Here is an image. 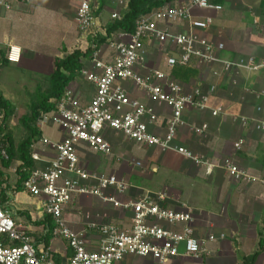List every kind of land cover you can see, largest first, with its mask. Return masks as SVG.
Returning <instances> with one entry per match:
<instances>
[{
	"label": "crops",
	"instance_id": "crops-1",
	"mask_svg": "<svg viewBox=\"0 0 264 264\" xmlns=\"http://www.w3.org/2000/svg\"><path fill=\"white\" fill-rule=\"evenodd\" d=\"M7 1L11 4L10 10L0 7L2 63L12 64L23 71L50 75L54 70L55 58L68 55L76 49L83 51L84 44L92 42L93 36L85 38L79 31L76 21L77 3L74 0ZM189 1L173 0L169 3L184 4ZM215 1L223 6L221 11H199L196 14L212 17L213 23L201 33L217 44L224 45L220 58L229 62L249 57L264 59V0ZM100 2L96 0L94 5V31H99L98 37H105L112 14L123 10L126 4L117 7L113 0H106L100 10ZM188 28L187 23L175 25L173 31H186ZM129 37L130 33L119 29L110 39ZM146 44L150 68L170 73L186 90L201 85L204 92L208 93L214 88L207 110L199 112L191 108L184 113L187 124L179 129L175 140V145L187 148L212 165L211 170H207V164L196 163L192 158H186L173 150L140 146L115 132L107 135L113 147L112 155L106 156L81 145V164L89 172L114 174L124 180L128 189L122 199L136 200L167 190L169 207L192 210L196 234L206 240L208 252L198 257L181 255L166 264H264V184L261 181L238 180L225 167V160L232 159L247 175L264 179V130L256 129L254 122V119L264 122V69L251 72L237 65L226 70L222 64L204 65L196 61L188 67L170 68L166 58L171 56L172 50L154 41ZM10 45L21 48L18 63L6 61ZM99 47L104 55H109L107 42ZM156 53L163 56L164 62L151 60V56ZM214 72L219 75H214ZM70 88L77 93L87 90L88 100L94 94L93 85L79 75ZM128 91L135 97L142 96L133 83H129ZM142 99L151 105L146 98ZM218 107H221V113L214 116L212 111ZM258 107L262 110L258 111ZM155 112L159 119L153 130L159 135H165L170 110L156 107ZM241 117H247L246 123L241 121ZM203 125L207 127L200 132L196 131L195 128H202ZM44 127L49 129L48 135ZM44 127L40 128L42 139L53 142L62 140L63 134L57 126L50 124ZM42 139L35 145L34 152L43 162H34V166L47 164L56 156ZM241 139L244 144L241 149H236L235 143ZM136 162L141 165H136ZM159 166L169 172H177L187 186L189 184L186 195L180 190L181 187L172 190L166 182L152 188L133 181L134 175L153 180L160 171ZM0 170L4 208L10 211L18 224L26 228L34 245L38 248H51L56 264H66L72 256V249L65 240L49 232H52L54 226L52 218L44 212L41 199L31 196L24 188L18 190L21 179L19 175L10 172L5 175L6 171L2 168ZM64 218L74 230L87 229L89 246L97 249L100 236L96 228L103 224L129 228L132 212L105 203L98 197L85 196L75 200L65 210ZM210 235L215 237L214 241H209ZM254 255L256 257L251 261ZM120 264L161 263L152 258L128 256Z\"/></svg>",
	"mask_w": 264,
	"mask_h": 264
},
{
	"label": "built area",
	"instance_id": "built-area-1",
	"mask_svg": "<svg viewBox=\"0 0 264 264\" xmlns=\"http://www.w3.org/2000/svg\"><path fill=\"white\" fill-rule=\"evenodd\" d=\"M77 3L76 21L81 34L88 38L98 37L95 8L92 0H74ZM125 5L126 0H115ZM0 7L11 9L7 0H0ZM223 6L215 0H190L184 4L167 3L138 17L135 30L128 39H108L109 55H104L96 42L91 45L92 53L79 71V76L93 85L94 94L88 100L89 92H75L70 86L57 101L52 111H42L37 126L53 124L63 134L58 142L42 139L56 156L44 165L28 170L23 182L24 190L43 202L46 215L54 220L52 233L65 240L72 249V256L66 264H120L128 256L152 258L161 264L171 262L181 255L201 256L208 252L206 240L196 234L192 210H177L167 205V190L155 196L139 199H122L128 189L124 180L116 175L89 172L79 157V147L85 145L92 151L109 156L113 154L109 133L122 134L127 140L140 146H158L173 150L199 164H207L200 156L194 155L183 146L175 145L179 129L186 125L184 113L193 108L199 112L209 108L214 88L205 93L203 86L191 90L186 88L170 73L148 66L147 42L154 41L171 49L166 58L170 68L188 67L193 61L208 65L222 64L227 70L232 66L244 67L249 71L264 69V59L249 57L246 60L229 62L220 58L224 50L222 43L203 36L213 23L210 16L196 14L199 11H221ZM121 11L114 12L112 19H121ZM188 24L186 31L174 32L175 25ZM107 36V34H105ZM83 37V38H84ZM21 48L10 45L6 58L18 63ZM218 76V72H214ZM133 83L142 96L135 97L128 91ZM146 98L145 102L142 98ZM156 107L170 110L165 135H159L153 127L158 122ZM221 107L212 111L214 116L221 113ZM258 111L262 108L258 107ZM4 112L0 108V125ZM246 123L247 117H241ZM256 129L264 130V122L254 119ZM207 126L195 128L202 131ZM244 140L235 143L241 149ZM0 153L8 158L6 148L0 143ZM34 162H43L39 155L32 153ZM140 166V162H136ZM210 171L212 165L207 164ZM230 175L238 180L261 181L241 170L232 159L225 160ZM16 170V169H15ZM93 196L117 208L131 210L129 228L116 224H103L96 228L100 246L93 249L88 243V230H74L68 226L65 210L78 198ZM0 188V264H56L51 248L34 245L26 228L18 224L9 210L2 205ZM209 241L215 237L210 235Z\"/></svg>",
	"mask_w": 264,
	"mask_h": 264
},
{
	"label": "trees",
	"instance_id": "trees-1",
	"mask_svg": "<svg viewBox=\"0 0 264 264\" xmlns=\"http://www.w3.org/2000/svg\"><path fill=\"white\" fill-rule=\"evenodd\" d=\"M106 0H101L102 10ZM173 0H126V7L121 11V19H112L106 28L107 36L92 38V42H96L98 46L107 42L113 33L119 29H123L127 33H133L138 17L142 14H147L157 8L164 6L166 3ZM99 38V39H98ZM90 42V43H92ZM92 53L91 45L85 50H74L72 53L63 57L55 58L53 72L46 76V89L38 86V91L43 90L46 96L32 102L29 106V111L21 117V123L27 133L20 142H16L13 134L9 131L8 122L15 114L16 107L10 101L0 96V108L4 112V119L0 125V143L6 148L8 158H4L0 153V168H10L15 162L18 163L16 171L21 177L18 190L23 189V182L28 177L30 169L34 166L32 153L35 145L42 139V131L37 126L38 118L42 111H52L55 109L57 101L61 98L65 90L73 83L75 77L79 74L83 62ZM4 60H2L3 62ZM6 61L8 62L7 58ZM0 170V175H1ZM52 233L51 231H49ZM49 237V235H48ZM48 237L46 240H48ZM256 255L251 257L254 261Z\"/></svg>",
	"mask_w": 264,
	"mask_h": 264
},
{
	"label": "rangeland",
	"instance_id": "rangeland-1",
	"mask_svg": "<svg viewBox=\"0 0 264 264\" xmlns=\"http://www.w3.org/2000/svg\"><path fill=\"white\" fill-rule=\"evenodd\" d=\"M113 1L115 2V0ZM94 5H96V0H93V6ZM121 6L122 5H117V7ZM83 47L85 48L83 49L84 51L89 47V45L85 43ZM151 57V60L154 62H164L163 56L157 55V53L156 55H153ZM46 76L48 75L45 73H34L27 70L23 71L21 68H17L12 64L2 63L0 60V96H3L16 107L15 114L8 122L9 131L12 132L16 142H20L27 133L26 129L21 123V117L29 111V106L32 102H35L36 100L43 98V96H46V92L43 91L47 87V82L45 81V78H47ZM39 85L42 87V91H38ZM44 128L45 134L48 135L49 129L46 127ZM97 156L103 157L102 155ZM1 165L2 164L0 161V166ZM17 166L18 163L15 162L14 164H12V168L10 171L9 168L7 169L3 167L2 169L6 171L5 175L9 172L10 174L13 173V175H19V172L15 171ZM159 168L160 171L155 175L153 180L150 181L149 179H141V177L134 175L133 181H135L138 185L144 183L152 188H156L161 183L166 182L167 186L172 190H174L177 186L181 187L180 190H183L186 195V193L188 192L187 188L189 184L187 186L186 181L184 179L182 180L177 172L173 170H170L169 172L162 166H159ZM51 221L54 226V220L52 219Z\"/></svg>",
	"mask_w": 264,
	"mask_h": 264
}]
</instances>
